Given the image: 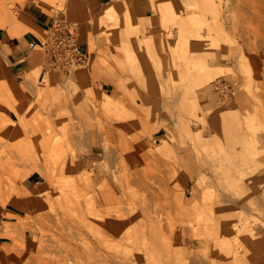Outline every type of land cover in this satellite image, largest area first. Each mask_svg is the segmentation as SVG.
<instances>
[{
	"label": "rangeland",
	"instance_id": "374dc122",
	"mask_svg": "<svg viewBox=\"0 0 264 264\" xmlns=\"http://www.w3.org/2000/svg\"><path fill=\"white\" fill-rule=\"evenodd\" d=\"M30 1L88 51L0 101V264H264V0Z\"/></svg>",
	"mask_w": 264,
	"mask_h": 264
},
{
	"label": "crops",
	"instance_id": "0c3cea01",
	"mask_svg": "<svg viewBox=\"0 0 264 264\" xmlns=\"http://www.w3.org/2000/svg\"><path fill=\"white\" fill-rule=\"evenodd\" d=\"M113 1L115 0H96V4ZM150 3L149 1V7ZM7 5L0 7V101L7 99L8 93L16 95L19 87L44 82L52 75L44 46L51 31L53 14L30 0L24 6L14 9ZM80 48L87 53L88 44L82 37ZM12 113L6 112L4 117L14 119ZM91 133L94 138L97 136L95 131ZM32 175L31 173L30 177L34 180ZM2 196L0 195V229L10 230L18 226L23 215L33 212L35 197L34 194H28L25 199L24 196L15 194L2 200Z\"/></svg>",
	"mask_w": 264,
	"mask_h": 264
},
{
	"label": "built area",
	"instance_id": "2783aa9c",
	"mask_svg": "<svg viewBox=\"0 0 264 264\" xmlns=\"http://www.w3.org/2000/svg\"><path fill=\"white\" fill-rule=\"evenodd\" d=\"M44 51L52 67L69 68L85 59V54L76 42L73 31L64 24H60L53 31H50L45 42ZM213 88L219 93L225 92L228 86L218 80L213 83Z\"/></svg>",
	"mask_w": 264,
	"mask_h": 264
}]
</instances>
